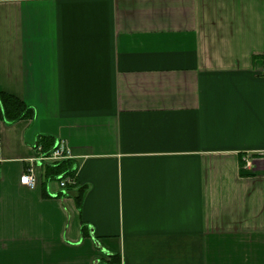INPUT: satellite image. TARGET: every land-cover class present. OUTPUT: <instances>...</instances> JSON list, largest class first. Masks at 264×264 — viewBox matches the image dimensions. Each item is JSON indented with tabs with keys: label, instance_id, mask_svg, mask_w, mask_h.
Here are the masks:
<instances>
[{
	"label": "crops",
	"instance_id": "obj_1",
	"mask_svg": "<svg viewBox=\"0 0 264 264\" xmlns=\"http://www.w3.org/2000/svg\"><path fill=\"white\" fill-rule=\"evenodd\" d=\"M0 91V264H264V0H0Z\"/></svg>",
	"mask_w": 264,
	"mask_h": 264
},
{
	"label": "trees",
	"instance_id": "obj_2",
	"mask_svg": "<svg viewBox=\"0 0 264 264\" xmlns=\"http://www.w3.org/2000/svg\"><path fill=\"white\" fill-rule=\"evenodd\" d=\"M33 110L27 104L24 103L20 98L0 91V121L6 123H12L21 119H27L33 117ZM39 145H42V150L45 153H49L53 147L54 142L49 136H40L38 141ZM76 168L71 159H66L58 162L47 164L44 170V178L46 181H54L61 177L72 176L75 178ZM76 181L74 182V184ZM74 184H69L66 189H70ZM79 196L76 198V202L79 204L81 198L82 188L79 190ZM85 224H82L81 230L85 233ZM118 256L116 254L108 255L107 264H116Z\"/></svg>",
	"mask_w": 264,
	"mask_h": 264
},
{
	"label": "built area",
	"instance_id": "obj_3",
	"mask_svg": "<svg viewBox=\"0 0 264 264\" xmlns=\"http://www.w3.org/2000/svg\"><path fill=\"white\" fill-rule=\"evenodd\" d=\"M36 148L38 151L42 152V146L37 144ZM71 156V152L69 148L62 142H56L54 146L51 148L49 153H46L41 157V160H44L48 163L58 162L62 160L69 159ZM251 164L249 158H246V168L249 167ZM58 185L61 188V190H66L67 186L69 184H74L75 178L72 176L67 177H61L59 176ZM20 183L27 185V186H34L36 183V177L32 174V172H24L22 176L20 177Z\"/></svg>",
	"mask_w": 264,
	"mask_h": 264
},
{
	"label": "rangeland",
	"instance_id": "obj_4",
	"mask_svg": "<svg viewBox=\"0 0 264 264\" xmlns=\"http://www.w3.org/2000/svg\"><path fill=\"white\" fill-rule=\"evenodd\" d=\"M246 158H248V157H246ZM48 164H50V163H48Z\"/></svg>",
	"mask_w": 264,
	"mask_h": 264
}]
</instances>
